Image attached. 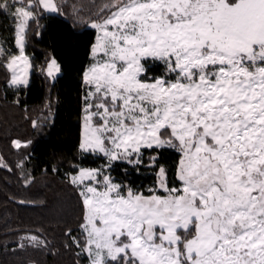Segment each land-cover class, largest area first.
Wrapping results in <instances>:
<instances>
[{"label": "snow or ice", "instance_id": "obj_1", "mask_svg": "<svg viewBox=\"0 0 264 264\" xmlns=\"http://www.w3.org/2000/svg\"><path fill=\"white\" fill-rule=\"evenodd\" d=\"M107 7L91 21L97 37L83 73L79 149L108 163L74 166L77 247L88 264H264V0ZM40 10L59 6L0 0V14L16 22L18 52L0 47L12 85L29 83L27 30ZM60 70L55 58L47 62L48 76ZM164 147L179 158L171 177L159 166L147 193L106 172L116 161L138 170L142 149Z\"/></svg>", "mask_w": 264, "mask_h": 264}, {"label": "trees", "instance_id": "obj_2", "mask_svg": "<svg viewBox=\"0 0 264 264\" xmlns=\"http://www.w3.org/2000/svg\"><path fill=\"white\" fill-rule=\"evenodd\" d=\"M56 3L57 12L40 10L29 21L28 85L10 87V72L0 68V264H87L74 242L82 241V202L68 174L76 165L108 163L101 154H81L79 144L88 90L83 73L96 37L90 23L106 15L114 0ZM14 34L15 20L0 14V47L16 53ZM51 58L61 69L55 79L47 75ZM142 152L144 163L138 170L116 161L106 172L115 182L147 193L158 186L159 166L169 169L171 177L179 156L168 147Z\"/></svg>", "mask_w": 264, "mask_h": 264}, {"label": "rangeland", "instance_id": "obj_3", "mask_svg": "<svg viewBox=\"0 0 264 264\" xmlns=\"http://www.w3.org/2000/svg\"><path fill=\"white\" fill-rule=\"evenodd\" d=\"M48 12V11H47ZM50 13H53V12H50ZM90 26H91V23H90ZM15 27H16V22H15ZM96 31V30H95ZM96 37H97V31H96ZM96 37H95V39H96ZM95 41V40H94ZM94 43V42H93ZM16 45V44H15ZM16 47H17V45H16ZM17 52H18V48H17ZM26 54V53H25ZM27 55V54H26ZM28 56V55H27ZM89 66V65H88ZM87 66V67H88ZM31 69V68H30ZM30 69H29V72H30ZM29 72H28V75H29ZM58 73H55L54 75L56 76ZM52 78V77H51ZM9 83V82H8ZM9 85V84H8ZM10 87H13V88H16V87H18V86H15V85H12V84H10ZM84 108H85V104H84V106H83V112H82V120H81V137H82V135H83V133H84V130H85V128H84V116H85V112H84ZM81 141V140H80ZM99 154H101V155H103L102 153H99ZM106 158V157H105ZM106 160H107V158H106ZM106 166V164H104V165H102V166H99V167H95V168H104ZM86 168H88V167H86ZM75 174V172L74 173H69L68 174V178L71 180L72 179V176ZM83 255H85L86 256V258H87V264H88V256H87V253H83Z\"/></svg>", "mask_w": 264, "mask_h": 264}, {"label": "crops", "instance_id": "obj_4", "mask_svg": "<svg viewBox=\"0 0 264 264\" xmlns=\"http://www.w3.org/2000/svg\"><path fill=\"white\" fill-rule=\"evenodd\" d=\"M10 75H11V74H10ZM8 84H9V86H10V84H11V83H10V80H9V83H8Z\"/></svg>", "mask_w": 264, "mask_h": 264}]
</instances>
